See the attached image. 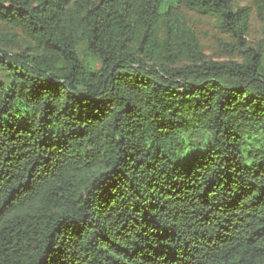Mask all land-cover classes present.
Returning <instances> with one entry per match:
<instances>
[{"label": "trees", "instance_id": "16d2710c", "mask_svg": "<svg viewBox=\"0 0 264 264\" xmlns=\"http://www.w3.org/2000/svg\"><path fill=\"white\" fill-rule=\"evenodd\" d=\"M0 264H264V0H0Z\"/></svg>", "mask_w": 264, "mask_h": 264}]
</instances>
